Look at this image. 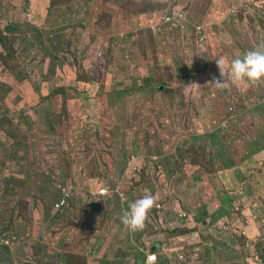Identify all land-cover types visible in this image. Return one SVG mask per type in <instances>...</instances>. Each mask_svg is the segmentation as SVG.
<instances>
[{"label": "rangeland", "instance_id": "obj_1", "mask_svg": "<svg viewBox=\"0 0 264 264\" xmlns=\"http://www.w3.org/2000/svg\"><path fill=\"white\" fill-rule=\"evenodd\" d=\"M39 1L42 15L33 0H0V225L17 233L15 264L24 258L51 264L48 255L65 244L69 257L90 245L92 255L115 254V264L123 258L132 264L152 240L137 231L132 238L122 226V193L128 199L152 191L173 212L181 196L182 211H198L199 223L211 193L213 199L230 189L225 181L232 169L242 174L247 196L222 207L226 212L233 204L231 234L237 239L246 228V239L259 240L243 245V256L222 246L210 256L208 246L221 240L198 223L186 233L181 223L146 232L153 239L165 233L198 241L191 248L202 251L199 264H241L243 258L264 264V80L214 84L219 57L227 64L264 44V16H231L228 8L238 0H180L205 30L167 35L169 28L162 31L143 14L162 11L159 19L174 0H56L52 10V0H35L36 6ZM35 124L44 129L27 130ZM67 139L75 146L65 154L59 146ZM132 156L143 163L137 173ZM69 180L76 192L54 214L53 198ZM102 185L112 196L86 222L82 198ZM180 216L165 217V224Z\"/></svg>", "mask_w": 264, "mask_h": 264}, {"label": "crops", "instance_id": "obj_2", "mask_svg": "<svg viewBox=\"0 0 264 264\" xmlns=\"http://www.w3.org/2000/svg\"><path fill=\"white\" fill-rule=\"evenodd\" d=\"M33 2H34V6L36 8L35 0H33ZM30 10H31V12L29 14L32 13L31 5H30ZM50 83H51V85L57 86L55 81H50ZM36 128H39L41 130L44 129V127H42V125L35 124V125L29 127L27 130H31V129L34 130ZM38 141H39V139L35 140V138H32L33 144L37 143ZM74 146L75 145L71 144L69 142V140L67 139L59 147L61 150H64L65 154H66V153H70ZM69 157H71L73 159V156H69ZM67 158L68 157H66V156L64 157L65 160ZM155 162L156 161H154V163ZM137 164L140 165L141 167L143 165V163L141 161H139ZM165 165L168 166L167 161H165ZM39 170L43 171L44 166L42 165V167H40ZM35 176L37 178H40V176H41L40 172L37 173V175H35ZM85 182H88V181H85ZM225 182H226V186L230 189L223 194H219L220 196L215 195V197L213 199H212L213 195L211 193L210 199H208V202L206 204L207 205L206 208L205 209L202 208L204 211H203L202 215H200V221L197 224V228H198V230H200V229L202 230L203 228H205L208 231L210 238L211 237L213 239L218 238V240H221V241L215 242L214 244L208 246L207 251H208V254L210 256L214 253V250H216L220 246L223 247L224 252H226L227 250H231L235 254H241L243 256V250L248 251V249H246L243 245H248L250 243V240L248 239L245 244H242V243H240V241L238 239H236L235 237L232 236L231 232H233V230H234L233 220H232V214H233L232 209H234V207H233V204L229 208L226 207V209L227 210L229 209V211L225 212L224 210H222V207H223L222 204L225 201H228V199H231L233 197H237L240 200L244 199V197L247 196V193L244 189L245 182L242 180V174H237V172L234 173L233 169L230 172L226 173V181ZM243 182H244V187L241 186V184H243ZM89 186H92V185L89 184ZM128 193L130 194L129 191H128ZM146 193H151L154 195V197L156 196V194L152 191H148ZM144 194L139 195V196H134V195L130 194V196L128 197V199H126V201H122V204L124 205L125 209L124 208L121 209V211H122L121 216L123 214V211L128 209L129 204L132 201L143 196ZM111 196H112V194H111ZM58 198H59V192H57L55 194V201ZM174 200L176 202V206L178 207V208H176V212L169 210V208L167 206L168 203H166V205H164L163 203H161V201L159 199H157V197H155V204L150 209V211L147 215V218L144 222V227L142 229L136 230L137 232L135 234V236H137L138 234L150 235L149 241L152 240V243H150L149 248L147 250L145 249L144 246H142L143 251L139 248V250L134 253V255L132 256V258L134 260L132 264H190L192 259H194V262L196 260L195 264H199V262L201 261V252L202 251H200L198 247L191 248L194 245H200L198 243V241H191L190 239L185 240V239H183L184 238L183 235L168 237V236H166L165 233L158 234V236L160 237L159 239H153L152 237L156 234H150V233L146 232L147 228H150V227H156L157 228V225H161L165 229V232L167 230L169 231V230H172V229L180 226V223L182 224L181 227L188 226V228H191L192 225L190 223H187L186 219H184L182 216V213L185 212V211H182V208H181V204L183 202L182 197L179 196L178 199L174 198ZM129 201H130V203H128ZM82 202H83V204L81 206V209H82V211H84L83 212L84 220H86V222H87V221H89L90 217L92 218V220H94L95 213H98L100 211L99 209H100L102 204L92 206L90 203V199H89L88 194H85L83 196ZM84 202H86L85 207H83ZM108 202L110 203V199ZM158 204L161 206L159 207ZM51 205H52V209H50V208L49 209L52 210L54 214L58 213V212H56L58 210H54L53 204H51ZM49 209H48V211H49ZM179 213L181 214V216L176 217L171 226L165 224V217L172 216V214L176 215ZM256 215H258V213H256ZM34 216H35V212L32 213V221H33ZM261 217H263V216H260V218ZM121 224H122V222H121ZM122 226H124L125 229L128 228V227L126 228V226L123 224H122ZM90 227H95V224L93 222H91ZM232 228H233V230H232ZM19 229H20V224H19ZM245 229L243 231V234L248 236V234L245 232ZM127 231H130L131 236L133 238V232L134 231L130 230L129 228L127 229ZM157 233H159V232H157ZM193 235H198L197 231L190 233V237ZM191 238L193 240L197 239L196 237H191ZM165 243H166V246L164 245ZM1 245L2 244L0 243V246ZM34 246H35L34 248L36 249L37 245H34ZM97 247H99L98 243H96L94 245V248H97ZM9 248L13 249L12 247H9ZM90 248H92V247L90 245H88L86 248H83L81 250H74L73 249V253L75 254V256H77V254H78V255L86 257L88 264H112L113 263L115 254L112 257L105 255L104 252L102 254L92 255L89 252ZM39 249H42L41 245H40ZM62 250H64V251L48 255V257H50L52 259L51 264H66V255L69 257L68 253H70L72 251L69 249L68 244H65L62 247ZM150 253H156L158 255L157 261H149L148 260V255ZM182 254L184 255V259L180 258V255H182ZM250 257H252L251 254H250ZM253 259H254L255 263L258 264L257 259L256 258H253ZM124 261H125V259L123 258L122 264L124 263ZM246 262L247 261H245L244 258L241 260V264H247ZM225 264H232V263L225 262ZM237 264H240V263H237Z\"/></svg>", "mask_w": 264, "mask_h": 264}, {"label": "clouds", "instance_id": "obj_3", "mask_svg": "<svg viewBox=\"0 0 264 264\" xmlns=\"http://www.w3.org/2000/svg\"><path fill=\"white\" fill-rule=\"evenodd\" d=\"M239 3L246 5V9H248L249 13L245 14L244 11L240 9L239 5H236L230 11L231 16L237 17V15H242L245 18L253 17L254 15L264 16V2L259 0H240ZM186 7L187 6L185 4L184 7L180 10L186 16L185 27H173L167 24L163 27L162 31H164L165 28H169L167 34H171L189 32L191 29H194L197 31V34L203 35L205 25L201 22L194 21L191 11ZM167 14L174 15L170 12L165 13L164 15ZM161 17L159 19H161ZM172 29H174L173 32ZM216 63L219 69V78L215 80L214 84L221 88L228 87L229 83L234 85L244 82L257 83L258 81L264 80V44L257 45L255 48L248 50L242 55L235 56L227 64L220 57L216 60ZM128 203H130V201ZM154 204L155 197L151 193H145L143 196L135 199L129 204L128 209L123 211V214L120 217L122 224L132 231L142 229L144 227V222L147 218V215ZM196 223L198 222L196 221ZM196 223H194V226ZM0 228L6 229L3 224L0 225ZM8 231L17 235L15 231ZM16 241L18 242V236ZM250 245L251 242L248 244V246ZM7 246L11 247V245Z\"/></svg>", "mask_w": 264, "mask_h": 264}, {"label": "built area", "instance_id": "obj_4", "mask_svg": "<svg viewBox=\"0 0 264 264\" xmlns=\"http://www.w3.org/2000/svg\"><path fill=\"white\" fill-rule=\"evenodd\" d=\"M262 2H264V1H262ZM238 5H239L240 9L244 11L245 14L249 13L248 9H246V5L240 4V3ZM249 9H250V7H249ZM155 21H158V23L155 22V25L159 26L160 29L161 28L163 29V27L167 24H169L173 27L184 28L185 22H186V16L183 12L180 11L174 15H168V14L164 15L161 17V19L155 20ZM133 157L134 156H132L131 160L129 161V165H132V167L134 169H137L138 165H137L136 161L133 160ZM109 189L110 188L107 185H102L95 190H91L90 191V194H91L90 203H91V205L92 206L100 205L107 198V196L110 197L112 191ZM75 192H76V189H75V186L71 180L67 181L63 186H61V190L59 192V198L53 203L54 210H59L61 207L68 205L70 199L74 196ZM121 196L124 198V200H126L125 194L122 193ZM158 206L160 207L161 205L158 204ZM198 214H199L198 211L193 210V211L188 212V213L183 212L182 216H183V218H185L187 220L194 221V223H196ZM16 240H17V235L10 233L5 228H0V243L1 244L13 245V244H15ZM164 245L166 246V243ZM180 258L184 259V255L183 254L180 255ZM157 259H158V255L156 253H150L148 255L149 261H157ZM194 263H195L194 259H192L190 264H194Z\"/></svg>", "mask_w": 264, "mask_h": 264}, {"label": "trees", "instance_id": "obj_5", "mask_svg": "<svg viewBox=\"0 0 264 264\" xmlns=\"http://www.w3.org/2000/svg\"><path fill=\"white\" fill-rule=\"evenodd\" d=\"M239 1L240 0H238V2L235 4V6L236 5H238V3H239ZM58 5V3L56 2V0H52L51 2H50V4H49V9L50 10H52V8L53 7H56ZM184 5H185V3L183 2V1H180V0H174V1H172L171 3H170V7L168 8V10L167 11H169L171 14H176V13H178L183 7H184ZM41 6H42V1H39L38 2V6H36V8H35V14H37V13H40L41 14ZM234 6V4H232V7H230V8H228V13H230V11L235 7ZM27 10V12L28 13H30L31 12V10H30V6L26 9ZM162 13V11H158V12H154V13H152V14H150V15H146V14H143L145 17H147V18H151V19H156V17H157V15L158 14H161ZM42 15V14H41ZM49 16V15H48ZM45 28H48V27H45ZM9 30H11V28L10 27H7V31H9ZM173 30L174 29H172V32H173ZM146 32H149L150 34H152L154 37H157V34H156V32H154L153 31V29H151V28H149V29H146ZM49 33L51 34V30L49 31ZM167 35H170L169 33L167 34ZM200 70H201V68H199V69H197V72H200ZM255 110H257V109H255ZM259 148H262L261 146H259ZM126 156H128V157H130L131 156V154L129 155V153H126ZM5 165V164H4ZM140 168H141V166L139 165L138 166V170L136 171V173L138 172V171H140ZM131 170H133V168H130ZM56 190V189H55ZM53 195H54V193H50L48 196H49V198H52L53 197ZM73 198V197H72ZM71 198V199H72ZM53 199H55V196H54V198ZM70 199V200H71ZM70 202V201H69ZM54 203V202H53ZM52 203V204H53ZM225 204H227V202L225 201L223 204H222V206H224ZM69 205V204H68ZM68 205H66V206H63V207H61L58 211V213H60V211H62L65 207H67ZM228 205V204H227ZM228 208L230 207V206H227ZM33 209H34V207H32ZM49 208H47V210H48ZM227 211H229V209L227 210ZM185 219V218H184ZM0 220H3V219H0ZM186 221H187V223H190L191 225L193 224L194 225V221H191V220H187L186 219ZM23 225L22 224H20V230H22L23 229ZM185 227H188V226H185ZM185 227H183V228H178V229H185V233L186 232H188L189 230L188 229H186ZM12 229V226H9V227H6V230H11ZM18 230H19V225H18V228H17ZM246 238H249L248 236H246V235H242V236H240V237H238L237 239L242 243V244H245L246 243V241L248 240V239H246ZM259 242V240L258 239H256L255 237L254 238H252V240H251V245L252 244H256V243H258ZM31 245H32V247H34V245H36V243L35 242H32L31 243ZM16 256H18V252H16V251H14V250H12V249H10L9 248V246H7V245H1L0 246V264H15V260H16ZM24 260H25V264H28L29 263V261L30 260H28V258H24ZM11 261L13 262V263H11ZM66 263L67 264H88L87 263V260L85 259V257L84 256H81V255H78L77 254V256H75V257H68L67 255H66ZM112 264H115V260H113V263Z\"/></svg>", "mask_w": 264, "mask_h": 264}, {"label": "water", "instance_id": "obj_6", "mask_svg": "<svg viewBox=\"0 0 264 264\" xmlns=\"http://www.w3.org/2000/svg\"><path fill=\"white\" fill-rule=\"evenodd\" d=\"M163 87V86H162Z\"/></svg>", "mask_w": 264, "mask_h": 264}]
</instances>
